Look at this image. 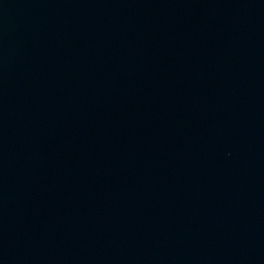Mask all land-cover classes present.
Masks as SVG:
<instances>
[{
	"label": "water",
	"instance_id": "95a60500",
	"mask_svg": "<svg viewBox=\"0 0 264 264\" xmlns=\"http://www.w3.org/2000/svg\"><path fill=\"white\" fill-rule=\"evenodd\" d=\"M0 264H264V0H0Z\"/></svg>",
	"mask_w": 264,
	"mask_h": 264
}]
</instances>
